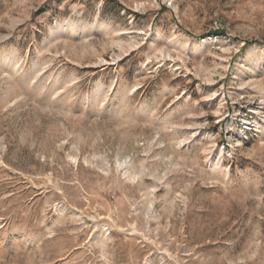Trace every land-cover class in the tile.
<instances>
[{"label": "rangeland", "instance_id": "374dc122", "mask_svg": "<svg viewBox=\"0 0 264 264\" xmlns=\"http://www.w3.org/2000/svg\"><path fill=\"white\" fill-rule=\"evenodd\" d=\"M0 264H264V0H0Z\"/></svg>", "mask_w": 264, "mask_h": 264}, {"label": "bare ground", "instance_id": "6f19581e", "mask_svg": "<svg viewBox=\"0 0 264 264\" xmlns=\"http://www.w3.org/2000/svg\"><path fill=\"white\" fill-rule=\"evenodd\" d=\"M73 29H74V30H73ZM73 29H72L70 32H75V28H73ZM60 30L65 32V30H64V28H63V27H62V28H60ZM68 32H69V31H67V32H66V34H68ZM70 32H69V33H70Z\"/></svg>", "mask_w": 264, "mask_h": 264}]
</instances>
